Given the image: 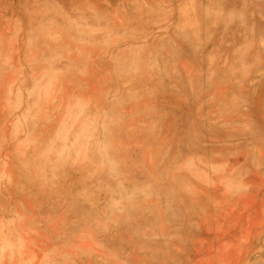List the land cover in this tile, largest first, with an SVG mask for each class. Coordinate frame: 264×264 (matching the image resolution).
<instances>
[{"label": "rangeland", "instance_id": "rangeland-1", "mask_svg": "<svg viewBox=\"0 0 264 264\" xmlns=\"http://www.w3.org/2000/svg\"><path fill=\"white\" fill-rule=\"evenodd\" d=\"M0 264H264V0H0Z\"/></svg>", "mask_w": 264, "mask_h": 264}]
</instances>
